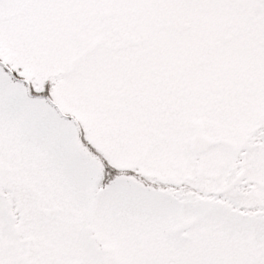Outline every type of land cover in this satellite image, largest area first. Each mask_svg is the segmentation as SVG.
<instances>
[{"label": "snow or ice", "instance_id": "snow-or-ice-1", "mask_svg": "<svg viewBox=\"0 0 264 264\" xmlns=\"http://www.w3.org/2000/svg\"><path fill=\"white\" fill-rule=\"evenodd\" d=\"M0 264H264V0H0Z\"/></svg>", "mask_w": 264, "mask_h": 264}]
</instances>
